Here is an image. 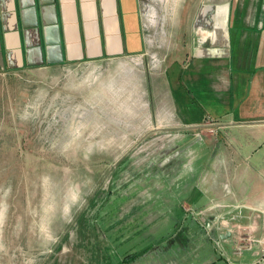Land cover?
Masks as SVG:
<instances>
[{
    "label": "crops",
    "instance_id": "obj_1",
    "mask_svg": "<svg viewBox=\"0 0 264 264\" xmlns=\"http://www.w3.org/2000/svg\"><path fill=\"white\" fill-rule=\"evenodd\" d=\"M214 6L220 18L197 19L196 50L176 69L175 52L147 38L140 0H0V65L70 73L66 122L84 152L132 155L120 170H135L143 214L179 219L183 264L206 240L232 257L194 264H262L264 0ZM241 235L261 241L237 255Z\"/></svg>",
    "mask_w": 264,
    "mask_h": 264
},
{
    "label": "rangeland",
    "instance_id": "obj_2",
    "mask_svg": "<svg viewBox=\"0 0 264 264\" xmlns=\"http://www.w3.org/2000/svg\"><path fill=\"white\" fill-rule=\"evenodd\" d=\"M140 2L147 38L164 54L175 52L176 69L187 48L196 50L197 19L204 27L220 18L214 5L221 0ZM69 77L61 68L0 65V264H183L170 238L179 219L143 214L135 170L120 171L132 155L84 152L93 149L88 139L66 122ZM206 241V249L184 253L187 264L197 255L218 263L232 257Z\"/></svg>",
    "mask_w": 264,
    "mask_h": 264
},
{
    "label": "built area",
    "instance_id": "obj_3",
    "mask_svg": "<svg viewBox=\"0 0 264 264\" xmlns=\"http://www.w3.org/2000/svg\"><path fill=\"white\" fill-rule=\"evenodd\" d=\"M207 123L210 124L209 125L210 132L216 133L217 128L213 126L212 120H208ZM255 241H261V240L255 239L251 235H241L236 242L234 253L237 255H240L244 249L249 248L252 245V243ZM260 243L262 244L261 261H262V264H264V240H262Z\"/></svg>",
    "mask_w": 264,
    "mask_h": 264
},
{
    "label": "trees",
    "instance_id": "obj_4",
    "mask_svg": "<svg viewBox=\"0 0 264 264\" xmlns=\"http://www.w3.org/2000/svg\"><path fill=\"white\" fill-rule=\"evenodd\" d=\"M121 171V170H120Z\"/></svg>",
    "mask_w": 264,
    "mask_h": 264
}]
</instances>
